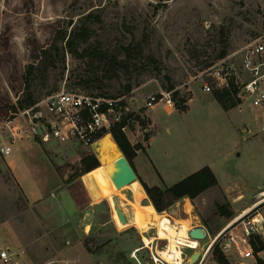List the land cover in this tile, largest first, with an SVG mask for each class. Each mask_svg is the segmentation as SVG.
Segmentation results:
<instances>
[{
    "label": "rangeland",
    "instance_id": "1",
    "mask_svg": "<svg viewBox=\"0 0 264 264\" xmlns=\"http://www.w3.org/2000/svg\"><path fill=\"white\" fill-rule=\"evenodd\" d=\"M88 14L92 17L87 21ZM84 23L93 32L80 50L91 44L107 52L110 59L116 57L123 63L109 73L110 77L105 75L103 63L95 60L90 66L88 57L81 58L64 51V42L55 41L59 28L71 37ZM263 36L264 0H0V108L6 109L5 106L10 104L19 106L26 98L28 90L24 74L32 62L36 65L29 92L36 102L61 89L99 91L136 99L132 108L137 109L144 105L149 94L167 90L174 101L170 107L178 112L168 113L165 102L153 109L142 108L143 115H139L142 122L134 119L130 123V129L136 134V131L141 132L136 140L142 143V140L146 141L145 134H151L148 117V111H151L156 121L152 159L164 181L171 185L181 175L206 165L217 179L216 185L197 197L185 196L158 211L141 177L146 173L148 182L152 183L150 186L161 182L152 162L135 163L138 179L118 190L101 162L97 169L82 174V159L91 154L82 148L48 143L40 144L39 149L28 145L27 139L16 140L10 155L0 153V236L16 254L14 260L17 263L11 264L50 261V264H58V252L69 237L65 231L76 230L75 222L64 217L66 211L74 210L73 206H90L83 217L84 223L90 224L83 226L87 231L85 245L90 251L99 249L100 243L109 236L113 241L109 251L114 254L115 264H127L131 257L136 264H155L148 248L135 253L131 247H142L153 240L155 245L158 244V250L167 246L172 237L165 228L167 221H161L167 232L159 233L161 225L156 226L145 218V212L150 208L172 220L180 218V222L174 224V231L187 241L186 246L192 224L204 225L211 238L254 206L264 191L262 108L253 106L251 97H241L237 92L232 96L235 103L232 108L235 109L225 111L215 93L229 90L234 75L229 77L228 84H224L212 73L216 68L232 65L238 72L236 84L251 78L252 75L243 70V60L249 44ZM33 45H43L49 53L36 58ZM224 49L227 55L221 58ZM253 60L256 64L264 63V55L254 54ZM261 69L264 71V64ZM92 76L102 79L100 88L80 84L81 78ZM205 82L212 87L211 93L203 90ZM127 86L132 90L127 91ZM236 89L239 91L238 84ZM188 102L189 109L180 112L177 105L188 107ZM9 120L0 115V147L4 141H10L5 126ZM109 137L97 145L101 146L99 151L106 154L120 152L118 144L117 150ZM47 160L60 175L63 189L54 190L56 179L46 172L44 162ZM12 163L15 166L12 167ZM15 170L26 185H32L34 177L42 184L51 185L49 192L54 190L55 197L50 195L45 201L30 202L16 180ZM82 177L88 181L91 191L94 190V199ZM187 201L197 216L189 225L182 219L189 218L184 207ZM147 204L149 206L145 208L143 205ZM118 207L125 216V212L128 214L125 223L119 217ZM135 211L141 216L137 221L133 220ZM261 212L264 213V207ZM242 230L243 225L239 222L227 229L215 243L213 256L207 264H218L215 257L218 249L229 264L241 260L238 249ZM229 242H232V248L226 254L221 246ZM194 243L192 246H199V242ZM256 246L260 244L254 242L256 252L263 251ZM168 247L171 249L170 244ZM175 252L176 255L179 253ZM71 257L70 264H97L90 257L77 253ZM263 257L264 252L262 258L258 257L259 263H264ZM182 262L183 259L178 263Z\"/></svg>",
    "mask_w": 264,
    "mask_h": 264
},
{
    "label": "built area",
    "instance_id": "2",
    "mask_svg": "<svg viewBox=\"0 0 264 264\" xmlns=\"http://www.w3.org/2000/svg\"><path fill=\"white\" fill-rule=\"evenodd\" d=\"M254 54L264 55V36L249 44L248 53L243 60V70L252 76L242 81L241 84L237 81L238 94L241 97H251L252 105L262 108L264 116V71L261 69L264 63L256 64L253 60ZM212 75L221 83L228 84L229 77L232 75L235 78L236 75L238 77V72L234 66L229 65L216 68ZM203 90L212 92V87L205 82ZM135 101L136 99L133 98L116 97L99 91L67 89L55 91L45 100L20 110L13 119L5 123L10 141L0 147V153L3 156L10 155L12 144L16 140L31 139L39 144L66 143L96 154L94 144L105 134H112V128L123 122L121 128L127 133L131 121L136 119L137 115H143L142 108L149 109L160 102H165L169 106L174 105L171 92L167 90L149 94L141 108H132ZM262 128L264 129V124ZM263 194L264 191L260 193V195ZM260 204H264V195L246 213L240 214L239 219L235 222L243 225V230L239 234L241 247L238 249L241 260L235 264H264L259 263L258 259V257L262 258V252L260 250L256 252L254 248V242L257 245L259 242H264V213L261 212V207L264 206H258ZM197 226L206 228L201 224H192L189 231ZM206 230L208 241L194 239L189 235L188 245H181L183 247V264H189L190 256L195 250H200V256L193 264H207L210 257L213 256L215 243L225 230L211 238L209 230L207 228ZM191 241L199 242V246H192ZM143 248L149 249L150 259L155 264H180L176 259L168 262L161 258L158 253V244L155 245L154 242L151 245L144 244L134 252ZM231 248L232 242L221 246V250L226 254ZM15 255L9 245L1 247L0 264L17 263L14 260Z\"/></svg>",
    "mask_w": 264,
    "mask_h": 264
},
{
    "label": "trees",
    "instance_id": "3",
    "mask_svg": "<svg viewBox=\"0 0 264 264\" xmlns=\"http://www.w3.org/2000/svg\"><path fill=\"white\" fill-rule=\"evenodd\" d=\"M92 17V14H88L86 19L87 21ZM93 31L90 30V27L87 24H82L77 27L73 36L67 37V31L59 28L56 31L55 41H63L64 44L62 49L64 51H70L73 54H76L77 57L85 58L88 57L90 59L89 65L92 66L95 60H98L100 63L104 64L105 75H109L110 72L115 71L118 67L123 66V63L117 61L116 57H112L111 59L108 57L107 52L100 51L99 47L88 44L80 50V46L83 44H87L91 33ZM33 56L39 58L43 55H47L49 51L43 45H33L32 48ZM227 55L226 50L224 49L220 57L225 58ZM36 63L32 62L28 65V68L24 74V83L25 87L28 90V94L26 98L19 103V106L15 104L6 105L5 108H0V115L5 116V120L11 119V117L16 116V114L20 111L19 109H24L26 107L32 106L37 103L33 97V95L29 92L32 76L34 73ZM233 80L230 82L231 88L229 90L225 89L224 91H219L215 93L216 99L222 104L223 108L228 110L235 106V103L232 101V96L236 95L238 92L236 87L237 84L235 82V77L232 76ZM80 84L84 85L88 88H100L102 84V79L98 76H92L88 78H81ZM127 91H131V86L126 87ZM114 96V95H112ZM185 101V100H183ZM23 102V103H22ZM178 109L182 111L187 110V106L178 104ZM136 120L142 122L139 115L136 116ZM124 122L114 126L111 130L118 146L123 151V153L128 157L130 163L133 166V158L137 154V150H144V146L142 143L132 144L127 137V134L122 130ZM145 140H149V134H145ZM82 165L84 167V171L82 174L92 172L100 166V160L96 154H90L82 159ZM97 167V168H96ZM143 186L148 193L150 199L156 206L158 211H163L172 204H174L177 200L188 196L190 198L197 197L202 191L206 190L209 187H212L217 184V179L211 170V168L206 165L197 171L189 174L188 176L182 178L176 183L166 186L162 188L159 185H148L143 181ZM260 246H256L257 249L264 250V243L259 242ZM215 257L218 264H229L225 255L220 252V250H216Z\"/></svg>",
    "mask_w": 264,
    "mask_h": 264
},
{
    "label": "crops",
    "instance_id": "4",
    "mask_svg": "<svg viewBox=\"0 0 264 264\" xmlns=\"http://www.w3.org/2000/svg\"><path fill=\"white\" fill-rule=\"evenodd\" d=\"M200 91H202V90H200ZM192 94H193V91H192ZM192 97H193V95H192ZM192 97L190 98V100L192 99ZM158 104H156L151 109L157 107ZM165 107H166L168 113H170V114L171 113H174V112H178L177 110H173L170 106H168L166 104H165ZM188 109H189V102H188V108H187V110ZM232 109H235V108H231V109L225 110V111H230ZM186 111H180V112H186ZM148 117H149V119L151 121V124H150V126H151V128H150L151 134L149 135V140L148 141H143V140L141 141L143 143V145H144V150H137V154L133 158V162L135 161L133 163V167H134V169H135V171L137 173V169H136L137 167L135 166V163H139L140 162V164H141L142 161L143 162L146 161V163L148 161L152 162V164L154 165L155 169L159 172V175H160V178H161L160 179L161 182L158 185L160 186L161 184H166L167 186H170L169 184H167L164 181L163 176L161 175L159 169L156 167V165H155V163H154V161L152 159L151 148L153 146V140H154V136H155L154 127L156 126V121H155L154 115H153V113L151 111H148ZM128 130H127V133L126 134H127L128 138H129V140L131 141V143L132 144L138 143V140H136V138L140 136V133L141 132L136 131L137 132V134H136L132 129H130V127L128 128ZM109 138L112 139V142H113L114 147L117 148V144H116L117 142L113 138V136H111ZM104 139H106V138H104ZM104 139L100 140L96 144V146L101 141H103ZM23 140L24 139H21V141H23ZM25 141H27V144L29 143L28 145L32 144L35 147H38L39 149H41V147H42V146H40L39 143L34 142L31 139H27ZM5 144H7L6 141H4V145ZM117 150H118V148H117ZM96 155L98 157V153ZM44 163L47 166V168H46L47 174H51L52 173L54 175L55 179H56V181H55L56 182V186H54V190H56V188L63 189V182L61 180L60 175L57 173L56 169L54 168V166L51 164V162L49 160H47V162H44ZM13 166H15L14 163H12V167ZM103 168H104V166H103ZM200 168H202V167H199V169ZM197 170H195V171H197ZM195 171H192L191 173H193ZM13 173H14V175L16 177V180L18 181V184L20 185L21 189L24 191V193L26 194L27 199L30 202L33 203V202L45 201V199H48L50 195L55 197V194L53 193L54 190H52V191L49 192V190H51L50 189L51 188L50 187L51 185H49L48 183H47L48 185L47 184L46 185L45 184H42L40 182L39 178L34 177V179H32V185H26L23 182L24 181L23 178L21 177V175L19 173L16 172V170ZM191 173H189V174H191ZM189 174H187V175H189ZM187 175H181L179 180H181L182 178L186 177ZM141 177H142V180L144 182L148 183L149 185L152 184V183L148 182V178L146 176V173L142 174ZM82 179L85 182V184L87 186V189L90 192V195L94 199V196H93V194H95L94 193V190L91 191L90 185L88 184V181L84 177H82ZM155 185H157V184H155ZM141 188H143V186ZM60 198L63 199V197H60ZM73 208H74V210L72 212L66 211L64 217H66V220L67 221H70V222L71 221H74L75 222V225L74 226H76V230H72L71 228H69L68 231L67 230L65 231L66 234L69 237L66 240L65 245L63 247H61L60 248V251L58 252L59 253V259L57 260L58 261V264H70V262H72L70 260V259H72L71 255L72 254H76V253L79 254V255H81V256H84V257H90L93 261H96L97 264H115V262H114V259H115L114 258V254L113 253H110V251H109L110 250V246L112 245V242H113V241H111V238L109 236H107V238H106L107 240L106 241L100 243L101 247L99 249H95V250L90 251V250H88V248L85 245L84 236L86 235L87 231H86V228H83V226L90 225V224H85L84 221H83V217L85 215L84 214V211L85 210H90V206H85V207L73 206ZM74 216H75V218H73ZM76 216H79V217L76 218ZM81 216H82V218H80ZM108 223L109 222H107L106 224L108 225ZM105 229H106V227L103 229L104 232L106 231ZM5 245H9V244L3 239V237L0 236V248L1 247H4ZM9 246L12 249V251H14L13 250V247L11 245H9ZM139 247L140 246L133 245V247H131V249L134 248L133 250H135V249H137ZM138 251H141V249L138 250ZM74 252H76V253H74ZM263 252H264V250L262 251V253ZM262 253H261V255H262ZM131 258L129 259V261L127 262V264H136L135 261L133 259H131ZM50 262H47L45 264H50ZM140 264H143V263L141 262Z\"/></svg>",
    "mask_w": 264,
    "mask_h": 264
},
{
    "label": "bare ground",
    "instance_id": "5",
    "mask_svg": "<svg viewBox=\"0 0 264 264\" xmlns=\"http://www.w3.org/2000/svg\"><path fill=\"white\" fill-rule=\"evenodd\" d=\"M108 135H110V136H112V134L111 133H107V134H105L101 139H99L95 144H94V148H95V150H96V152L98 153V158L100 159V162H101V166H105V169H106V172H107V176L109 177V179L111 180V182L113 183V185H114V187L116 188V189H120V188H122V187H124V186H126V185H129V184H126V185H124V186H122V187H117L116 186V184H115V182H114V180L112 179V176H111V171H110V168H111V164H112V161L115 159V158H117L121 153L120 152H115V153H113V154H106V153H102L101 151H99V149L101 148V146L99 145V146H96V144L100 141V140H102V139H104V138H106ZM137 179H135L133 182H135ZM132 182V183H133ZM132 183H130V184H132ZM264 195V194H263ZM263 195H260V198L263 196ZM259 198V199H260ZM145 208H147V206H149V204H147V205H143ZM184 207H185V210H186V212L189 214V218H182L183 219V221L185 222V224L186 225H189V223H190V221H192L193 219H196L197 218V216H195L196 214H194V208L192 207V205H190V203H189V201H187V203H185L184 204ZM147 210V209H146ZM249 209H247V210H245L242 214H244V213H246L247 211H248ZM138 213H140V212H137V211H135V215H134V218H133V220L134 221H137L140 217H139V215H138ZM125 214H126V216H128V214L125 212ZM142 216H144V215H142ZM240 217V216H239ZM239 217H237L235 220H233L232 222V224L231 225H229V226H227L224 230L226 231L227 229H229L231 226H233L234 224H235V222H237V220L239 219ZM145 218L150 222V223H153V224H156V226H158V225H161V226H159V233H163V232H167V230H168V234L169 235H171L172 237L170 238V239H168V244H167V246L165 247V248H163V249H160V250H158V253L162 256H160L161 258H166V257H169V259L167 258V260H168V262H172L174 259H176L177 260V262H179V260H182L183 259V247L181 246V245H183V246H185L184 245V243H187V241L185 240V239H181V238H179L178 236H177V233H175V231H174V224H176L177 223V221H179L180 220V218H177V220H176V218H173V220L170 218V216H168V215H166V214H164V213H155V211H154V208H150V210L149 211H146L145 212ZM164 219H166V221H167V224H166V226H165V228L167 229V230H165V228H164V226H163V224H161V221H163ZM180 222V221H179ZM223 230V231H224ZM184 235L185 236H187V234L186 233H184ZM188 240V239H187ZM144 242V241H143ZM152 242H154V240L153 241H151L150 242V244H145V245H151V243ZM188 242H189V240H188ZM194 241H191V243H193ZM169 244L171 245V249H169ZM175 251H177V252H179L177 255H176V252ZM177 256V257H176ZM179 256V257H178ZM178 258H180V259H178ZM165 261H167L166 259H164ZM180 264H183V263H180Z\"/></svg>",
    "mask_w": 264,
    "mask_h": 264
},
{
    "label": "water",
    "instance_id": "6",
    "mask_svg": "<svg viewBox=\"0 0 264 264\" xmlns=\"http://www.w3.org/2000/svg\"><path fill=\"white\" fill-rule=\"evenodd\" d=\"M120 153L121 154L112 161V166L110 168L112 179L114 180L116 186L119 188L126 184L132 183L135 179H138V175L134 167L130 163L128 157L123 153L121 149ZM177 208L178 206H175V209ZM118 214L122 223H125L127 218L120 207H118ZM189 235L194 239H206L207 230L203 226H197L189 231ZM199 256L200 250H195L190 256L189 264L195 263Z\"/></svg>",
    "mask_w": 264,
    "mask_h": 264
}]
</instances>
